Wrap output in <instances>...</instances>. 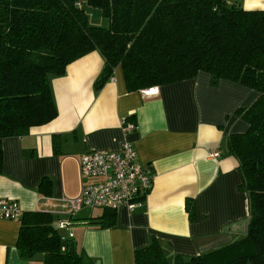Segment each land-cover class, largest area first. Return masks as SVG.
Returning a JSON list of instances; mask_svg holds the SVG:
<instances>
[{"label":"crops","instance_id":"crops-1","mask_svg":"<svg viewBox=\"0 0 264 264\" xmlns=\"http://www.w3.org/2000/svg\"><path fill=\"white\" fill-rule=\"evenodd\" d=\"M236 1L245 9L264 10V0ZM103 65L98 51L69 63L63 75L51 78L55 118L27 135L2 140L0 198L16 200L23 211L49 212L54 225L68 209L66 199L80 194L78 157L90 148L117 151L126 139L138 160L151 166L153 185L135 209H115L112 226L87 223L103 208L75 213L73 241L89 264H134L133 251L152 237L172 261L174 254L196 255L243 235L248 195L238 189V161L226 142L230 134L247 129L234 112L254 100L256 91L226 79L212 85L210 74L199 71L192 78L129 92L119 66L95 89ZM124 118L135 123L126 135ZM210 151L219 155L209 157ZM43 178L50 180L49 189L40 187ZM188 201L194 204L193 220ZM19 226L18 220L0 218V264H42L40 257L19 256Z\"/></svg>","mask_w":264,"mask_h":264},{"label":"trees","instance_id":"trees-1","mask_svg":"<svg viewBox=\"0 0 264 264\" xmlns=\"http://www.w3.org/2000/svg\"><path fill=\"white\" fill-rule=\"evenodd\" d=\"M100 18L107 24L96 22ZM92 51L104 59L95 89L119 66L129 92L199 71L210 74L212 85L226 79L256 91L254 100L234 112L247 129L226 142L238 161V189L248 195L245 233L203 253L174 254L172 261L152 237L133 251V262L264 264V10L245 9L236 0H0V172L2 140L27 135L55 118L51 78ZM56 139L53 135L58 151ZM44 186L49 189V179L41 180ZM186 209L193 220L192 201ZM88 219L100 228L112 226L115 209L103 208ZM18 221L16 248L22 259L89 264L73 239L61 241L49 212L23 211Z\"/></svg>","mask_w":264,"mask_h":264},{"label":"built area","instance_id":"built-area-1","mask_svg":"<svg viewBox=\"0 0 264 264\" xmlns=\"http://www.w3.org/2000/svg\"><path fill=\"white\" fill-rule=\"evenodd\" d=\"M134 128L132 120H121L124 135ZM218 155V152L210 151L208 156ZM78 167L80 194L66 199L68 209L54 222L61 241L73 239L72 218L81 208L117 209L125 206L133 210L140 205L153 185L151 166L138 160L132 143L126 139L117 151L88 149L78 157ZM22 213L23 209L16 200L0 198V218L18 220Z\"/></svg>","mask_w":264,"mask_h":264},{"label":"rangeland","instance_id":"rangeland-1","mask_svg":"<svg viewBox=\"0 0 264 264\" xmlns=\"http://www.w3.org/2000/svg\"><path fill=\"white\" fill-rule=\"evenodd\" d=\"M99 19V18H98ZM91 22H94V20L91 18ZM106 19H104V18H100V21H97L96 20V22H98L99 24H101V25H106L107 23H106ZM99 209L101 210V208H98V209H96L97 211H99ZM84 212H89V209L88 208H85L84 209Z\"/></svg>","mask_w":264,"mask_h":264},{"label":"water","instance_id":"water-1","mask_svg":"<svg viewBox=\"0 0 264 264\" xmlns=\"http://www.w3.org/2000/svg\"><path fill=\"white\" fill-rule=\"evenodd\" d=\"M96 264H98V262Z\"/></svg>","mask_w":264,"mask_h":264}]
</instances>
